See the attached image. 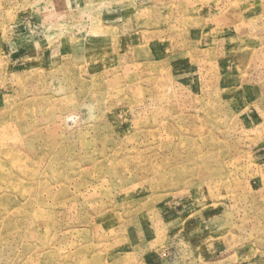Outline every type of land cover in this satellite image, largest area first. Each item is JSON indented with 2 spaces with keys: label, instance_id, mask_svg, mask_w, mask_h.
Masks as SVG:
<instances>
[{
  "label": "rangeland",
  "instance_id": "374dc122",
  "mask_svg": "<svg viewBox=\"0 0 264 264\" xmlns=\"http://www.w3.org/2000/svg\"><path fill=\"white\" fill-rule=\"evenodd\" d=\"M181 235L264 264V0H0V264Z\"/></svg>",
  "mask_w": 264,
  "mask_h": 264
},
{
  "label": "crops",
  "instance_id": "0c3cea01",
  "mask_svg": "<svg viewBox=\"0 0 264 264\" xmlns=\"http://www.w3.org/2000/svg\"><path fill=\"white\" fill-rule=\"evenodd\" d=\"M236 14V12H235ZM238 24L235 26H239V22H237ZM182 240L185 242L186 238L184 236H182ZM188 239V238H187ZM176 240V242H174L173 244V248L175 250V255L174 258L171 260H169L168 263L170 264H183L181 261H179V259H182V257H186L189 253H190V243L186 244V242L184 243L183 241H179ZM183 246H185V248H183ZM171 253V252H170ZM223 253V252H222ZM225 253V251H224ZM224 258L226 255L221 254ZM222 256H217V262H215L214 264H234V257H232V255L230 256V259H222ZM172 257V254H171ZM181 257V258H179ZM221 257V258H220Z\"/></svg>",
  "mask_w": 264,
  "mask_h": 264
}]
</instances>
